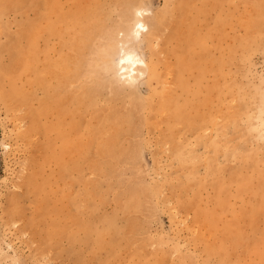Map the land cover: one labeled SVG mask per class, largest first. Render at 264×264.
<instances>
[{"label":"rangeland","instance_id":"obj_1","mask_svg":"<svg viewBox=\"0 0 264 264\" xmlns=\"http://www.w3.org/2000/svg\"><path fill=\"white\" fill-rule=\"evenodd\" d=\"M11 1L0 10V264H78L75 257L82 264H264V0H187V11H173L179 0H151L152 15L163 13L165 21L137 51L153 60L154 77L137 93L103 73L106 87L90 103L68 98L83 97L74 86L80 81L63 88L60 74L49 71L68 52L61 39L89 12L86 21L105 20L115 44L140 0H53L57 11L45 18L38 15L47 11L45 0ZM81 8L95 9L99 19ZM123 10L130 15L125 29L118 25ZM35 21L43 86L33 81L29 50ZM178 61L187 88L176 80ZM42 87L50 92L48 110L34 130L28 111L38 107ZM133 100L139 105L132 109ZM58 106L72 110L60 116ZM110 112L131 116L112 153L99 150L98 139L75 149L74 126L82 122L88 138L86 127ZM90 189L91 207H82L78 193ZM195 209L216 214L213 233ZM77 215L93 219L85 240L72 230ZM53 221L72 234V249L64 232L55 247L41 250ZM216 244L223 249L206 250Z\"/></svg>","mask_w":264,"mask_h":264},{"label":"bare ground","instance_id":"obj_2","mask_svg":"<svg viewBox=\"0 0 264 264\" xmlns=\"http://www.w3.org/2000/svg\"><path fill=\"white\" fill-rule=\"evenodd\" d=\"M133 1L136 2L138 0H133ZM6 2H12V1L11 0H0V10ZM19 2L20 1H18V3ZM44 2L43 3L47 7V11L41 10L40 12H38V15L45 18L48 14V11H57V10H55L56 6H55V2L53 0H45ZM132 5L133 4H130L128 6H132ZM10 6H12V5H10ZM15 8H17V7H15ZM187 8H188L187 0H179L177 3V6L175 7V9L173 11H187L186 10ZM77 11H90L93 14L94 19H99V17H100L97 15V11L95 9L81 8V9H78ZM87 13H89V12L78 14V17H76L72 21V29H73L72 33L70 34V36L66 40L61 39V42H62L61 46L68 49V52L61 54V56L58 60V64H59L58 69L57 68H50L49 69V71L52 75H59L60 74L59 81L63 84V88L65 86L70 85L71 83L73 84L77 81H80L78 84H74V86L78 89V93L82 94L83 97L78 98L75 94L68 95V98L73 103L81 102L83 99H86L90 103L91 102L90 98L95 97L97 94H99L101 91L104 90V87H106L105 86L106 83H104L100 79L101 75H103V71L101 69L103 68V66L105 64H107L109 62L110 49H112L115 45L114 41H113V38H114V36L112 34L113 32L111 33L112 30L106 27L107 25L105 23V20H98V21L93 20V21L88 22V21H86V17H85V15ZM130 13H132V11ZM130 15H132V14H130ZM130 15H129L128 11H124V10L121 11V19L118 23V25H120V28H121V26L124 28L126 21L128 19L127 16L130 17ZM177 15L181 21V16L179 14H177ZM65 18H66V15H64V14L60 15L61 21H63ZM150 20H151L150 29L143 37V41L148 43V45L154 36L160 34L161 26L164 24L165 18H164L163 13H156L155 15H152L150 17ZM75 23H77L76 26H75ZM128 23H129V20H128ZM36 27H37V23L35 21V23L32 25V29H31V35H30L31 36L30 37L31 38L30 39L31 44H30L29 50H31V52H30L31 65L33 67V74L35 75L33 81H35V84H37V85L41 84V86H43L44 84L41 83V81L43 80V75H44L45 71L44 70L41 71V70L37 69V58L35 56L34 46H33L35 31L37 32V29H38V27H37V29H36ZM171 30H172L171 33L168 35L169 37L173 36V26H172ZM126 31H127V28H126ZM18 53L19 52L17 51V54ZM45 64L46 63L44 62V65ZM147 64H148V76L154 77L155 72H154V68H153V60H151ZM4 71H2V72H4ZM180 71H181V65L178 61L177 65H176V80H178L181 87L187 88V84H186L185 80L183 79ZM5 73H7V70ZM9 75H10V73H9ZM10 88H11V86H10ZM42 90H43V95L38 102V107L35 109H29L30 111H28L30 114V117H31V123L34 126L33 127L34 130H36L35 127L39 126V124L37 123V122H39L38 121L39 115L44 114L48 110L46 107V103L48 100V96H50V92L44 87H42ZM13 91H15V87L12 88L11 92L14 93ZM16 91H15V94L18 96L17 93L19 91L17 93H16ZM12 93H11V95H12ZM164 96H165L166 100H169L171 103H174V105H175V96L172 97L168 93L165 94ZM107 97H109V95H107ZM159 97L163 98V95L161 93H159ZM20 98H22V96ZM25 98H27V96H25ZM64 98H65L64 96H61L60 101H63ZM23 99H24V97H23ZM135 99H136V97H135ZM20 102H22V101H20ZM25 102H28V101H25ZM131 103H132V106H131L132 109L134 107H138V105H139V103L136 102L135 100H133ZM158 105H162V106L165 105V107H166V104H164V103H159ZM158 105H149V110H152V111L155 110ZM28 106H30V105H28ZM179 106L181 107L180 103H179ZM71 110H72V108L67 107V106L66 107H59L57 114L60 116H63L65 112L68 113ZM157 110H159V109H157ZM108 112H109V109H108ZM173 112H174V108H173ZM176 112H180V109H178ZM124 114H125V112L124 113L123 112H110V115L99 114L100 122H98V126L96 128L86 127V132L89 133V135L86 134L88 138H85V139H83L82 132L80 131V129L83 126V123L80 122L79 126H78V124H76V126H74V129L72 130L74 132V137L76 139V141L73 143L75 149L84 148V147H86L87 143H89L91 141H95V139H98L97 142L99 144V150L104 151V153L106 155H110L112 153V149L116 146V135H120V133L123 131V123L129 122V120H131V116L128 113H127V118L124 119V117H122ZM94 115L96 116V118L98 117V114L96 111L94 112ZM113 116L114 117L116 116V117L114 119H111ZM172 119L176 120L175 113H172ZM57 122H58V124L60 123L58 120H57ZM109 122L111 123V126H108ZM47 129L48 128L45 127L43 132L45 133L47 131ZM58 129H61L60 125L58 126ZM47 136L49 139H51L49 135H47ZM61 139L64 140V137H62ZM45 143H46V139H45ZM45 143H44V145H46L45 147L50 149V145L48 143L47 144H45ZM63 144L65 146V149L67 150V146L69 143L63 142ZM33 181H34L33 178L29 177L26 181L27 182L26 185L31 190L34 191L37 189V186H35L33 184ZM94 192H95L94 189H90V190H85V191H82L81 193H78V196L81 197L80 199H82V201H84V204H80L82 207L83 206L91 207V196L93 195ZM77 207L79 209L78 203H77ZM82 207H80L79 211L81 210ZM9 208H10V206H9ZM9 208H8V210H9ZM260 211H261L260 207H255V209H254L255 214L260 212ZM195 213H196L197 217H199L202 221H204L206 223V225H207L206 228H207L208 232L213 233L214 232L213 231L214 224H215V221L217 219L216 214L212 211L204 212V211H200L199 209H195ZM73 219H74V217H73ZM105 221H106V224L111 225L113 231L116 230L115 227L113 226L112 219L108 218ZM63 227H64V225L61 224L60 222L53 221L51 223L50 227H48V229H46V231L44 233L41 250H43L47 247H50V246L55 247L56 244H58L57 239L62 237L64 232L67 233V236L70 240L69 248L72 249L71 245H73V242H74L73 236L69 231H67V229L64 230ZM72 230H73V232H75L76 230L81 231L83 233V239L85 240L94 231L92 216L89 218L83 219L81 216L77 215L76 220H75V229H72ZM95 233H96V238L100 239V241L97 244L103 246L104 245V241H102L103 233L98 232L96 230H95ZM90 240L91 239H89V241ZM89 241H87V242H89ZM108 244H113V239H110L107 242V245ZM222 249L223 248L221 245L216 244V245L208 246L206 250L207 251L216 250L218 252L219 250H222ZM112 252H113V250H112ZM75 260L77 261L78 264H82L80 258L75 257ZM76 261H75V263H76ZM257 262H258V260H257Z\"/></svg>","mask_w":264,"mask_h":264},{"label":"clouds","instance_id":"obj_3","mask_svg":"<svg viewBox=\"0 0 264 264\" xmlns=\"http://www.w3.org/2000/svg\"><path fill=\"white\" fill-rule=\"evenodd\" d=\"M141 6L133 9L132 20L126 32H118L116 42L109 52V62L101 69L121 88L141 93L146 86L148 64L137 47L149 31L145 18L153 14L151 0H140Z\"/></svg>","mask_w":264,"mask_h":264}]
</instances>
